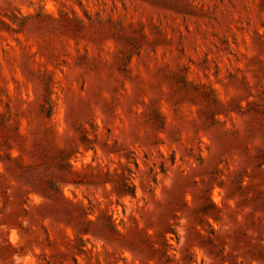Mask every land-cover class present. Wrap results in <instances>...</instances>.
<instances>
[{
    "label": "rangeland",
    "instance_id": "1",
    "mask_svg": "<svg viewBox=\"0 0 264 264\" xmlns=\"http://www.w3.org/2000/svg\"><path fill=\"white\" fill-rule=\"evenodd\" d=\"M0 264H264V0H0Z\"/></svg>",
    "mask_w": 264,
    "mask_h": 264
},
{
    "label": "bare ground",
    "instance_id": "2",
    "mask_svg": "<svg viewBox=\"0 0 264 264\" xmlns=\"http://www.w3.org/2000/svg\"><path fill=\"white\" fill-rule=\"evenodd\" d=\"M214 199H216V198H214Z\"/></svg>",
    "mask_w": 264,
    "mask_h": 264
}]
</instances>
